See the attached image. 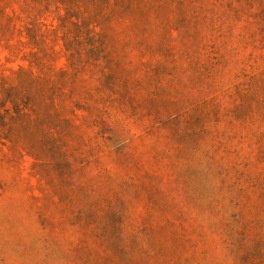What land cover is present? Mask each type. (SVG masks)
<instances>
[{"label": "rangeland", "instance_id": "1", "mask_svg": "<svg viewBox=\"0 0 264 264\" xmlns=\"http://www.w3.org/2000/svg\"><path fill=\"white\" fill-rule=\"evenodd\" d=\"M5 55L0 77L11 86L20 62L8 63ZM251 68L222 61V85L241 83L249 87L235 93L249 88L259 95L263 70ZM166 89L187 98L188 78ZM165 93L150 91L133 108L109 111L90 125L53 92L47 121L28 143L13 137L17 116L0 102V264H264L263 226L246 233L249 220L264 216L263 193L253 206L235 198L223 209L221 172L208 167L192 117L163 113ZM145 101L148 109L141 107ZM235 143L237 179L247 187L252 160L241 134Z\"/></svg>", "mask_w": 264, "mask_h": 264}, {"label": "trees", "instance_id": "2", "mask_svg": "<svg viewBox=\"0 0 264 264\" xmlns=\"http://www.w3.org/2000/svg\"><path fill=\"white\" fill-rule=\"evenodd\" d=\"M259 6V0H0V54L6 53L8 63L20 62L11 86L0 77V102L17 116L13 137L36 142L53 92L70 101L75 117L84 113L82 120L92 125L158 89L166 92L159 104L168 118L192 117L208 167L221 172L216 178L223 209L233 207L235 198L257 204L261 193L264 200L259 139L263 130L264 141V12ZM231 49L236 58L239 50L247 54L234 59ZM237 60L243 72L252 65L262 68L259 95H250L249 88L235 93L238 86L249 87L241 83L222 85L221 62ZM185 78L187 98L167 91ZM139 90L146 93L137 96ZM237 134L252 160L247 187L237 179ZM257 223L264 240V216L249 220L246 233L256 234Z\"/></svg>", "mask_w": 264, "mask_h": 264}]
</instances>
